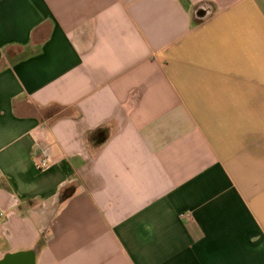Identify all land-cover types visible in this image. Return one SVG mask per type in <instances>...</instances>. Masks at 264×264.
Segmentation results:
<instances>
[{"label": "crops", "instance_id": "obj_1", "mask_svg": "<svg viewBox=\"0 0 264 264\" xmlns=\"http://www.w3.org/2000/svg\"><path fill=\"white\" fill-rule=\"evenodd\" d=\"M27 253L264 264V0H0V262Z\"/></svg>", "mask_w": 264, "mask_h": 264}, {"label": "water", "instance_id": "obj_2", "mask_svg": "<svg viewBox=\"0 0 264 264\" xmlns=\"http://www.w3.org/2000/svg\"><path fill=\"white\" fill-rule=\"evenodd\" d=\"M207 16L205 14L204 16L201 15L199 18L203 19ZM31 256L32 253H27V254H16V255H7L1 262L0 264H23L25 261H27V264H31ZM32 264H35L34 261Z\"/></svg>", "mask_w": 264, "mask_h": 264}, {"label": "built area", "instance_id": "obj_3", "mask_svg": "<svg viewBox=\"0 0 264 264\" xmlns=\"http://www.w3.org/2000/svg\"><path fill=\"white\" fill-rule=\"evenodd\" d=\"M37 167H38V170L40 171H46L51 167V162L48 158L45 157L39 161ZM3 215L4 214H1V216ZM187 217L191 218V216H187Z\"/></svg>", "mask_w": 264, "mask_h": 264}]
</instances>
